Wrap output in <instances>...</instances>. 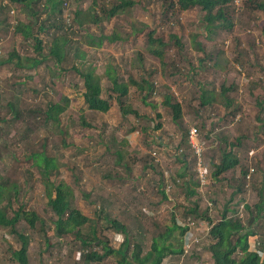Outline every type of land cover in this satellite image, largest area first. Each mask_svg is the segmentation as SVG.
<instances>
[{
  "label": "rangeland",
  "instance_id": "obj_1",
  "mask_svg": "<svg viewBox=\"0 0 264 264\" xmlns=\"http://www.w3.org/2000/svg\"><path fill=\"white\" fill-rule=\"evenodd\" d=\"M64 1L61 17L63 27L69 28V32L66 33L69 41L65 42V60L61 64L62 69L54 67L53 59L47 54L48 44L52 39L50 33L53 30L39 32L38 23H33L32 29L34 34L43 41L45 60L37 68L30 70L16 68L13 62L0 66V117L8 115L9 109L6 103L9 100L13 101L14 109L17 108L20 113L18 120L11 117L3 127V134L8 139L5 145L0 144V175H8L11 180L18 183L19 193L12 201L13 211L23 205L25 210H33L42 216L45 220L43 231L49 241L47 246L43 231L39 227L30 231L26 228L24 221L20 220L17 229L30 237L29 264H84L79 261L82 250L78 242L69 236L56 238L53 234V226L50 222L53 216L45 205L42 175L38 167L31 165L32 159H25V157L30 158L31 153L43 151L52 161L56 170L49 175V181L56 184L61 180L69 185L74 194L73 204L90 220L94 218L93 209L98 207L97 201H103L104 213L110 215L107 220H115L132 230L139 226L141 230L147 232L143 245L145 251L149 247L150 235L156 236L169 225L174 204L191 206L190 200L185 198L180 188L173 193L170 192L173 194V201L158 203L160 197L155 194L153 182L158 180L159 175L150 170H142L145 165L143 161L145 155L148 152H156L158 163L171 175L178 171L182 172L184 168L192 172V166L186 162L184 167L177 158L179 156L175 154L174 146L181 140L182 130L172 120L170 108L161 103L162 93L166 90L164 85L172 90L182 104V126H186L187 131L193 126L198 130L201 129L199 130L203 137L201 138L206 141L205 163L211 174L213 171L211 162L217 163V158L210 161L214 153L209 151L212 146L205 139L204 133L212 130V127L215 133H223L228 142L236 138L241 140L237 150L240 166L253 168L257 165L261 171L264 169V31L261 29L264 22L263 13L246 8L241 9L238 4V14L233 17L231 31H219L213 41H207L204 30L198 22L200 13L197 15L196 10L178 12L177 21L168 22L164 14L171 13V10L166 9L162 0H135L139 5L134 7L129 16L103 21L97 26L83 27L73 23V11L77 5L82 11L87 9L90 0ZM95 2L100 4L104 0H95ZM3 3L7 4V0ZM38 18L39 22L44 21L45 15L40 13ZM35 20L36 18L30 17L18 6L0 10V59L7 58L12 51H16L21 59L40 58L34 51L32 39H24L20 34L13 33V26L17 22L27 24ZM132 20L136 21V27H138L137 23L144 26H139L140 30L130 36L126 42L103 41L98 48L87 46L84 42L85 33L94 37H98L100 32L109 34L113 29L123 34L129 33L128 25ZM150 31H155V37H162L166 43L168 62L173 55H178L174 44L175 39L170 38V35H176L181 39L184 44V53L178 64L179 72L174 73V70L169 67H166L163 72L160 71L158 59L146 50V35ZM62 32L64 30L59 31L57 35H61ZM195 33L199 34L198 39L205 50L200 54L189 51V35ZM75 45L82 51L84 63L91 66L97 75H101L108 64L122 81H127L130 75L133 79L139 80L141 75L147 77V74L151 73V80L155 83L156 89L148 95L147 103L142 100L141 94L134 85H130L128 97L124 100L130 104L131 108L137 110L140 116L121 115L113 99L110 100V106L106 112L85 108L81 95L82 80L71 68L72 66L77 68L79 64V61L72 58ZM67 49H69L68 52ZM218 51L223 53L221 56V59L225 61L223 70L211 68L214 59H207L208 53L215 54ZM135 52L143 56L141 67ZM203 57L207 65L201 68L197 58ZM51 75L57 77L54 84L51 82L53 81ZM100 79L104 94L109 83L103 77ZM199 84L204 85L205 89H213L216 93L220 91L221 84L225 87L233 85L231 92L227 95L234 104L229 109L217 103L202 106ZM253 84L257 86L253 87ZM57 92L64 94L69 101L60 114L58 126L52 127L50 122H43L41 115L38 117V114L30 110L44 109L49 101L54 102L57 99L55 97ZM257 99L263 101L261 111L256 105ZM153 104L156 107H153ZM233 107L238 108L235 116L231 112ZM157 112L161 114L160 118L156 116ZM80 117L89 126H82ZM157 122L161 123V127L156 129ZM202 124H204L203 127ZM129 127H133V130L127 132ZM143 127L145 129H142ZM123 136L128 141L125 145L119 142ZM115 148L124 150L122 159L127 161L130 167L129 172H124L121 165L117 164L114 153L111 152ZM165 148L169 149V152H166ZM240 166L222 174L217 181L211 178V185L203 189L198 188L200 207L205 209L208 206L214 221L219 219V212L225 200L235 188L234 180L239 177ZM106 174H109L110 178L104 179ZM257 175L261 177L260 174ZM148 182L150 186H147ZM229 185L232 187L229 188ZM221 191L227 192V195ZM193 199L197 197L191 200ZM211 200H215L216 203H211ZM239 200L242 203L239 207L241 216L245 219L247 212L243 205L252 206L257 203V192L247 184L244 192L237 195L232 202ZM153 221L157 223V228L153 229L151 225ZM254 223L253 219L252 223L248 222V225L252 226ZM262 223L263 221H259L258 226ZM108 226L100 216L97 221L96 237H103L111 242L113 248H117L121 238L114 236L111 231H104V227ZM256 237L259 236H252L249 240L255 246L258 245ZM260 239L264 240V231ZM208 240L209 236L204 237L199 247L194 249L201 255L196 264H211L209 254L201 250V246L208 245ZM20 245V241L14 235H10L6 229L0 227V264H18L12 257V251L18 250ZM95 251L98 252V249ZM68 252L71 254L68 255ZM194 262L190 260L185 263L193 264ZM100 264H114V262L104 260Z\"/></svg>",
  "mask_w": 264,
  "mask_h": 264
},
{
  "label": "trees",
  "instance_id": "obj_2",
  "mask_svg": "<svg viewBox=\"0 0 264 264\" xmlns=\"http://www.w3.org/2000/svg\"><path fill=\"white\" fill-rule=\"evenodd\" d=\"M5 0H0V10H5L11 6H18L27 13L32 18H36L35 22L32 23H21L17 22L13 26V33L20 34L24 39H32L34 41V51L40 56V58H24L21 59L17 55L16 51L9 53L7 58L0 59V66L5 64L14 63L16 68L30 70L37 68L45 56L43 55V41L38 35H35L32 29L33 23H38V31L46 32L52 29L53 32L52 39L48 44V56L53 59V66L61 68L64 59V46L65 42L69 41L67 39L66 33L69 32L68 27H63V19L61 17V12L64 5V0H7V4H4ZM165 4L166 9L171 10V13L164 14L165 20L168 22L177 21L178 12H185L196 10L197 15L200 13L198 22L201 24L202 29L205 33V39L207 41H213L214 37L218 35L219 31L229 32L233 27V17L237 15L238 4L240 8H246L253 12L259 11L264 14V0H238V4L235 3L236 0H162ZM77 4H79L77 2ZM76 4V5H77ZM139 5L135 0H104L100 4H96L95 0H90L89 7L82 11L79 5L75 6L74 14L72 16L73 23L77 24L79 27L83 26H97L103 21H109L113 18H124L129 16L131 11ZM242 6V7H241ZM43 13L45 15V20L39 22V14ZM132 20L129 22V33L123 34L113 29L109 34H103L100 32L98 37H94L89 33L84 34V42L90 47H100L103 41L107 43H115L121 41H127L130 36H133L137 31L140 30L139 26H144L143 24L137 23ZM262 31H264V22L261 26ZM64 30L61 35H57L59 31ZM190 50L196 53L204 52V47L199 41V34H190ZM147 37V52L158 59L160 71L163 72L166 67L179 72V62L180 57L184 53V44L181 39L176 37V35H170V38H174V44L177 48L178 55L175 54L170 58L168 62L166 59V43L162 37H155V31H150L146 35ZM69 49H67V52ZM82 51L79 50L78 46H74L72 50V58L75 61H79L78 67H71L72 70L81 78L83 91L82 101L85 108L97 111L106 112L110 106L109 102L113 99L118 105L121 115L133 114L140 116L139 112L134 108H131L130 104L124 100L128 97V90L130 85H134L136 90L141 94L142 100L146 102L148 95L155 91V83L151 80V73L147 74V77L140 76V79H133L130 75L127 81L120 80L114 73L111 66L108 64L101 75L94 73V69L91 66H87L84 63ZM187 52V51H186ZM137 56V62L141 67L143 64V56L135 52ZM223 53L218 51L215 54L208 53L207 59H214L211 68L217 70L225 69V61L221 59ZM168 63V64H167ZM197 63L201 68L207 65L205 57L197 58ZM139 67V68H140ZM200 68V67H199ZM59 70V69H58ZM163 74V73H162ZM100 77H103L109 83L106 92L103 94V88L100 84ZM54 80L57 79L56 75H51ZM200 85V84H199ZM257 86L255 84L252 85ZM166 90L162 93L161 103L166 107L170 108L172 120L178 126H180L181 140L177 142L174 146L176 151L183 149L182 153H178V160L186 167V162L188 165L192 166V172H188L186 168L182 172L173 173L170 177V183L172 184V193L179 189L184 192L186 199L190 200L191 206H184L181 204H174L170 214L169 225L165 226L163 231L156 236L153 234L149 238L148 250H144V241L146 240L147 232L141 230L138 226L136 229L132 230L127 226L115 221L107 220L110 215L104 213V203L103 201H97L96 209H93L94 218L90 220L87 216L83 215L73 204L74 194L72 188L65 184L63 181L59 180L56 184L49 181L48 177L51 172L56 170V166L49 160L44 152H35L29 154L30 158L25 157V159H32L33 167L39 168V173L42 175V180L44 183V195L46 199V207L52 213V219L50 220L52 224V231L56 238H62L63 236H69L74 241L79 243L81 254L79 255V261L84 264H100L104 260H112L114 264H161L165 259H167V264H186L187 261H195L196 264L200 260V253L195 252L194 249L198 248L200 244L196 245L189 255L182 258L183 255V245L184 236L187 229L179 226V219L185 220L190 218L192 220H206L208 224L211 225L208 236V245L201 246L203 253L209 254V260L211 264H264V240H259L264 231V169L261 171L257 165L252 167L240 166V161L237 155V150L241 145V140L236 138L233 141L226 140V136L223 133H215L212 127L210 131L204 133V137L209 141L210 152L213 151V155L210 157L213 161L217 158V163H212L213 171L211 178L214 181L220 179V176L224 173H228L235 167L240 166V172L238 179H235V188L228 195L225 200L223 207L219 212V219L214 221L210 216V210L208 206L205 209L200 207V193L198 191L199 183L196 177V172L193 170L194 157L191 155L189 150V145L187 143V128L182 126L183 122V108L181 102L174 96L173 92L169 87L165 86ZM233 88V85L227 87L221 84L220 91L218 93L214 92L213 89H205L204 85H200V98L201 105H212L217 103L222 107L229 109L234 101L229 97V94ZM105 90V89H104ZM109 91V92H108ZM57 99L52 102L49 101L45 108L40 110L39 108L31 109L30 111L42 116L43 122H50L52 127L58 126L60 122V114L64 111L68 105V97H66L61 92H57ZM176 98V99H175ZM149 104V103H148ZM0 105H1V92H0ZM256 105L261 111L263 108V101L257 99ZM9 109L8 115L0 117V144H6L7 136L3 134V127L6 121L11 117L14 119H19L20 113L16 108L14 109L13 101L9 100L6 103ZM156 107V105H152ZM40 110V111H39ZM232 115L238 112L237 107L232 108ZM158 118L161 117L159 112L156 113ZM81 125L89 126L81 117ZM204 124H202V127ZM161 123L157 122L155 128H160ZM142 129H145L143 127ZM133 127H129L126 131L130 132ZM201 131V129H199ZM201 136V135H200ZM202 137V136H201ZM203 138V137H202ZM121 145L127 144V138L123 136L119 141ZM215 143V144H214ZM214 144V145H213ZM168 145V144H164ZM215 146V148H214ZM169 147V146H165ZM106 148V146H105ZM124 150L121 148L112 149L111 152L114 153V158H116L117 164H120L124 172H129L130 167L127 161L122 159V152ZM155 157L152 156L151 152L145 155L143 161L142 170H150L159 175L158 180H155L154 186L156 195L160 197L159 202L173 201V194L166 193L165 191V178L164 171L161 164L155 161ZM190 160V161H188ZM162 168V169H161ZM126 175L128 173H125ZM257 174H260V178ZM104 179L110 178L109 174L104 175ZM139 178V176H138ZM180 179V183L177 182ZM75 184V182L73 183ZM249 184L253 190L257 192L258 202L249 206L248 204L243 205L244 210L247 212V216L244 219L241 216L240 205L241 201L233 203L232 201L235 197L242 192L246 185ZM211 185V183H210ZM150 186V182L147 183ZM232 186L229 185V188ZM234 187V186H233ZM18 183L11 180L8 175H0V227L6 229L10 235H14L21 243L18 250L12 251V257L16 260L18 264H29L28 263V245L30 237L28 234L21 232L17 229V224L20 220H23L26 228L30 231H34L37 227L41 231L44 230L45 220L35 211L25 210L23 205H20L15 211H13L12 201L18 195ZM218 194V192H215ZM221 193L226 194L221 191ZM193 197L197 199L191 200ZM211 203H216L215 200H211ZM215 206V205H214ZM107 222L108 227H104V231H111L114 236H120L121 240L117 245V248L111 246V242L104 239L103 237H96V227L99 217ZM151 217V216H150ZM253 217L255 223L252 226L248 225L249 220ZM178 218V219H177ZM263 221V223L258 226V222ZM154 228H157L156 222H151ZM102 231H100L101 233ZM45 236V244L49 246V241ZM256 237L257 244L254 246V250H251L249 240L252 236ZM201 236V235H199ZM3 238V237H2ZM1 238V239H2ZM4 240V239H2ZM263 243V245H262ZM98 249V252L95 251ZM199 250V249H198ZM71 252H68L70 255ZM192 264V263H191Z\"/></svg>",
  "mask_w": 264,
  "mask_h": 264
},
{
  "label": "built area",
  "instance_id": "obj_3",
  "mask_svg": "<svg viewBox=\"0 0 264 264\" xmlns=\"http://www.w3.org/2000/svg\"><path fill=\"white\" fill-rule=\"evenodd\" d=\"M238 4V0L235 1ZM187 143L189 145V150L191 151V155L194 157V171L196 172V177L199 183V189H203L210 184L211 181V173L209 171L208 166L205 163L204 153L206 150V141L201 138L199 130L197 127H190L187 131ZM184 150L181 148L178 150V153H182ZM153 157H155L156 162H158V157L156 152L151 153ZM171 174L164 171V178L166 181L165 191L166 193H170L173 188L170 183ZM177 182L180 183V179H177ZM178 219V218H177ZM178 224L182 228H186V234L184 238L183 245V255L182 258L189 255L192 252L194 247L198 245L204 237H208V233L211 225L208 224L206 220H192L190 218H186L185 220L179 219L177 220ZM201 235V236H199ZM250 244L251 250H254V244ZM170 259V258H167ZM167 259H165L161 264H167Z\"/></svg>",
  "mask_w": 264,
  "mask_h": 264
},
{
  "label": "clouds",
  "instance_id": "obj_4",
  "mask_svg": "<svg viewBox=\"0 0 264 264\" xmlns=\"http://www.w3.org/2000/svg\"><path fill=\"white\" fill-rule=\"evenodd\" d=\"M165 151L167 152H169V149H167V148H165ZM176 151V150H175ZM175 154H178V151H176V153ZM158 157V156H157ZM156 161V160H155Z\"/></svg>",
  "mask_w": 264,
  "mask_h": 264
},
{
  "label": "water",
  "instance_id": "obj_5",
  "mask_svg": "<svg viewBox=\"0 0 264 264\" xmlns=\"http://www.w3.org/2000/svg\"><path fill=\"white\" fill-rule=\"evenodd\" d=\"M252 221H253V218L250 219L249 224L252 223Z\"/></svg>",
  "mask_w": 264,
  "mask_h": 264
},
{
  "label": "crops",
  "instance_id": "obj_6",
  "mask_svg": "<svg viewBox=\"0 0 264 264\" xmlns=\"http://www.w3.org/2000/svg\"><path fill=\"white\" fill-rule=\"evenodd\" d=\"M181 163V162H180ZM179 172V171H178Z\"/></svg>",
  "mask_w": 264,
  "mask_h": 264
}]
</instances>
